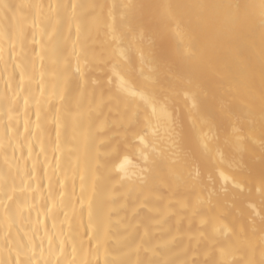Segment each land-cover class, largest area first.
I'll return each instance as SVG.
<instances>
[{
    "label": "bare ground",
    "instance_id": "obj_1",
    "mask_svg": "<svg viewBox=\"0 0 264 264\" xmlns=\"http://www.w3.org/2000/svg\"><path fill=\"white\" fill-rule=\"evenodd\" d=\"M262 0H0V264H264Z\"/></svg>",
    "mask_w": 264,
    "mask_h": 264
},
{
    "label": "snow or ice",
    "instance_id": "obj_2",
    "mask_svg": "<svg viewBox=\"0 0 264 264\" xmlns=\"http://www.w3.org/2000/svg\"><path fill=\"white\" fill-rule=\"evenodd\" d=\"M261 13L262 15H264V0H262V4H261Z\"/></svg>",
    "mask_w": 264,
    "mask_h": 264
}]
</instances>
